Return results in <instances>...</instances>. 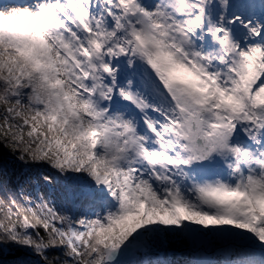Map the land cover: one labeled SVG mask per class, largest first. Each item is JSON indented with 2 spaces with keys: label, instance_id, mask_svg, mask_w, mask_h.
Wrapping results in <instances>:
<instances>
[{
  "label": "snow or ice",
  "instance_id": "1",
  "mask_svg": "<svg viewBox=\"0 0 264 264\" xmlns=\"http://www.w3.org/2000/svg\"><path fill=\"white\" fill-rule=\"evenodd\" d=\"M0 264H264V0H0Z\"/></svg>",
  "mask_w": 264,
  "mask_h": 264
},
{
  "label": "rangeland",
  "instance_id": "2",
  "mask_svg": "<svg viewBox=\"0 0 264 264\" xmlns=\"http://www.w3.org/2000/svg\"><path fill=\"white\" fill-rule=\"evenodd\" d=\"M12 2H18V0H12ZM40 193L50 194V192L46 193L44 191H41ZM58 193L59 192L53 191V193L51 194L57 195ZM209 245L218 246L220 248L218 242H216L215 244L207 242L197 243L188 239H182L167 242L165 245L154 251L153 254L154 256L158 255L162 258L167 259L171 262V264H195L196 261L201 259L222 258L221 254H218L216 252H204V249H206V247H208Z\"/></svg>",
  "mask_w": 264,
  "mask_h": 264
},
{
  "label": "trees",
  "instance_id": "3",
  "mask_svg": "<svg viewBox=\"0 0 264 264\" xmlns=\"http://www.w3.org/2000/svg\"><path fill=\"white\" fill-rule=\"evenodd\" d=\"M47 167H48L47 165H44L42 169L38 170L36 167H33L31 165L21 164L19 161H17L14 157H12L6 151H4L3 154H0V168H2L9 176L21 177V178L28 177L33 180L32 185H30L28 189L29 191L33 192V195H38L41 191H44L46 193L48 192L53 193V191L59 192L58 189H53V188L45 189L43 185L36 184L34 182L35 178L37 177L38 171L42 172L43 170H46ZM204 252H207V253L216 252L218 254H221L218 246H211V245L206 247V249H204ZM17 253H19L20 255L18 257L16 256L13 257L14 255H17ZM152 255L154 256L153 253ZM18 258L28 259L29 257L26 256L23 252L12 251L11 253L5 255L3 257V260L5 264H8L9 261H12Z\"/></svg>",
  "mask_w": 264,
  "mask_h": 264
},
{
  "label": "water",
  "instance_id": "4",
  "mask_svg": "<svg viewBox=\"0 0 264 264\" xmlns=\"http://www.w3.org/2000/svg\"><path fill=\"white\" fill-rule=\"evenodd\" d=\"M19 255H20V254H19V253H17V255H14L13 257H15V256H16V257H18Z\"/></svg>",
  "mask_w": 264,
  "mask_h": 264
}]
</instances>
